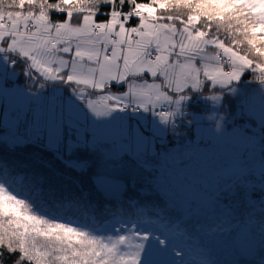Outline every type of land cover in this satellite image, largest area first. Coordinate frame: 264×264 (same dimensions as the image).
Returning <instances> with one entry per match:
<instances>
[{
	"label": "snow or ice",
	"instance_id": "snow-or-ice-1",
	"mask_svg": "<svg viewBox=\"0 0 264 264\" xmlns=\"http://www.w3.org/2000/svg\"><path fill=\"white\" fill-rule=\"evenodd\" d=\"M0 63V264H264V0H0Z\"/></svg>",
	"mask_w": 264,
	"mask_h": 264
},
{
	"label": "trees",
	"instance_id": "trees-1",
	"mask_svg": "<svg viewBox=\"0 0 264 264\" xmlns=\"http://www.w3.org/2000/svg\"><path fill=\"white\" fill-rule=\"evenodd\" d=\"M17 79L20 84H23V76H20ZM225 103L229 104L230 109L235 107L234 100L230 101L226 98ZM201 107L203 108L204 106L201 105ZM180 131L187 133L188 130L182 128ZM189 135H191V132H189ZM160 143L170 147L172 143H175V141H173L171 136H169L168 139H164V141ZM118 174L120 179L125 182L126 187L116 201L96 199L92 201L93 207L91 208L87 206L77 208L74 206H66V202H62L60 200V194L58 193L52 200H47L44 211L46 214L61 218L66 222H79L81 224L88 222L92 216H95L96 219L100 221L109 219V211H115L117 207L122 208L125 212H131L132 201L143 203L147 199L144 195V189H146L151 183L150 175L139 169L134 160L128 158H125L122 162L121 169ZM18 194L22 196L31 195V193L26 192H20ZM234 201L235 203L233 206L239 208L241 196L236 194ZM106 204L108 205L109 211L105 210Z\"/></svg>",
	"mask_w": 264,
	"mask_h": 264
},
{
	"label": "rangeland",
	"instance_id": "rangeland-1",
	"mask_svg": "<svg viewBox=\"0 0 264 264\" xmlns=\"http://www.w3.org/2000/svg\"><path fill=\"white\" fill-rule=\"evenodd\" d=\"M2 71H4V65L2 63H0V72H2ZM153 131H155V129H153ZM161 135H163V133H161ZM162 141H164V140H161L160 142H162ZM182 195H184V194H182ZM189 195H191V194H189Z\"/></svg>",
	"mask_w": 264,
	"mask_h": 264
},
{
	"label": "water",
	"instance_id": "water-1",
	"mask_svg": "<svg viewBox=\"0 0 264 264\" xmlns=\"http://www.w3.org/2000/svg\"><path fill=\"white\" fill-rule=\"evenodd\" d=\"M123 183H124V185H125V182H124V181H123ZM125 187H126V186H125ZM125 187H124V189H125ZM124 189H123V191H124ZM123 191H122V192H123Z\"/></svg>",
	"mask_w": 264,
	"mask_h": 264
}]
</instances>
